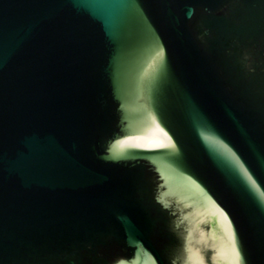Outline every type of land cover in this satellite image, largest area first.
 <instances>
[{"label": "water", "instance_id": "water-1", "mask_svg": "<svg viewBox=\"0 0 264 264\" xmlns=\"http://www.w3.org/2000/svg\"><path fill=\"white\" fill-rule=\"evenodd\" d=\"M0 264H264V0H0Z\"/></svg>", "mask_w": 264, "mask_h": 264}]
</instances>
